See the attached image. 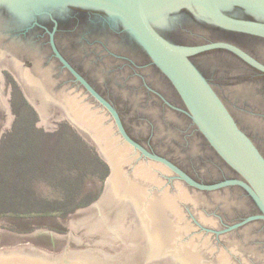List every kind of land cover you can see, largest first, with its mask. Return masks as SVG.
Segmentation results:
<instances>
[{
	"label": "water",
	"instance_id": "95a60500",
	"mask_svg": "<svg viewBox=\"0 0 264 264\" xmlns=\"http://www.w3.org/2000/svg\"><path fill=\"white\" fill-rule=\"evenodd\" d=\"M228 3L248 8L263 21L226 16L220 7ZM186 5L195 6L224 30L264 39V0H0V133L14 118L11 85L1 74L4 69L39 115L37 126L48 131L58 119H67L110 167L101 196L70 215L67 234L45 228L0 233V264H194L209 237L194 222L217 225L215 215L221 214L212 196L203 193L233 186L248 194L260 214L221 233L264 221V157L189 57L223 48L262 73L264 64L228 43L187 47L165 40L152 26V18L162 9ZM70 6L104 11L121 23L172 84L185 112L238 178L200 183L128 135L114 106L57 48L54 17L67 15ZM41 21L54 26L50 30ZM37 29L44 31L43 43L35 41ZM244 230L250 236H264L250 234L248 227ZM232 252L239 253L236 248Z\"/></svg>",
	"mask_w": 264,
	"mask_h": 264
},
{
	"label": "flooded vegetation",
	"instance_id": "af4514ba",
	"mask_svg": "<svg viewBox=\"0 0 264 264\" xmlns=\"http://www.w3.org/2000/svg\"><path fill=\"white\" fill-rule=\"evenodd\" d=\"M220 9L233 19L263 21L248 8L235 3H228ZM68 11L67 15L54 17L57 48L76 71L114 106L132 139L165 157L200 183L215 184L238 178L185 112L186 108L172 84L117 19L94 9L70 6ZM162 11L152 18L151 24L168 42L187 47L228 43L264 64L263 38L224 30L193 5ZM41 24L50 30L54 26L51 22L41 21ZM37 31L39 36L35 41L43 43L44 31ZM189 59L264 157V125L256 121L258 118L264 120V73L223 48L202 51ZM138 93L144 94L148 107L157 106L160 114L152 109L148 112L137 110L131 94ZM123 109L128 113L127 118L123 116ZM129 120L148 124L150 134L146 135L147 143H142L132 134L126 123ZM132 130L137 135L144 134L141 128ZM176 146L184 152L181 155L176 152V159L161 153L162 148L173 151ZM202 167L205 169L201 170ZM203 194L212 196L221 214L215 215L217 225L194 222L198 229L209 235L202 256L194 264H264V236H250L248 230H244L248 227L250 234L264 233V221H251L221 233L248 217L260 214L248 194L236 186ZM223 218L229 221H223ZM253 246L262 253L255 252ZM235 248L239 253L232 252Z\"/></svg>",
	"mask_w": 264,
	"mask_h": 264
},
{
	"label": "rangeland",
	"instance_id": "374dc122",
	"mask_svg": "<svg viewBox=\"0 0 264 264\" xmlns=\"http://www.w3.org/2000/svg\"><path fill=\"white\" fill-rule=\"evenodd\" d=\"M1 74L11 85L14 118L0 133V233L26 234L45 228L67 234L70 215L101 196L110 167L67 119H58L48 131L37 126L39 115L12 76L4 69ZM131 95L137 110L160 114L157 106H147L143 93ZM123 116L128 117L125 109ZM256 121L264 125L263 119ZM126 123L137 139L148 142L150 127L145 121ZM132 128H141L144 134L137 135ZM176 152L184 153L177 146L173 151L161 149L174 159Z\"/></svg>",
	"mask_w": 264,
	"mask_h": 264
}]
</instances>
